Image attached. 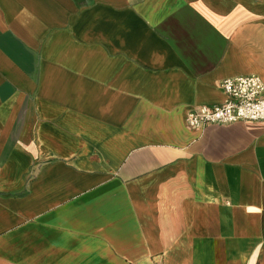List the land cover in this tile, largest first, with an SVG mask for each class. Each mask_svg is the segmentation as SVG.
I'll return each mask as SVG.
<instances>
[{
	"label": "crops",
	"instance_id": "obj_1",
	"mask_svg": "<svg viewBox=\"0 0 264 264\" xmlns=\"http://www.w3.org/2000/svg\"><path fill=\"white\" fill-rule=\"evenodd\" d=\"M247 75L264 0H0V264H264V122H186Z\"/></svg>",
	"mask_w": 264,
	"mask_h": 264
},
{
	"label": "built area",
	"instance_id": "obj_2",
	"mask_svg": "<svg viewBox=\"0 0 264 264\" xmlns=\"http://www.w3.org/2000/svg\"><path fill=\"white\" fill-rule=\"evenodd\" d=\"M221 86L225 100L189 110L186 117L189 128L203 130L209 125L264 122V82L259 76L226 78Z\"/></svg>",
	"mask_w": 264,
	"mask_h": 264
}]
</instances>
